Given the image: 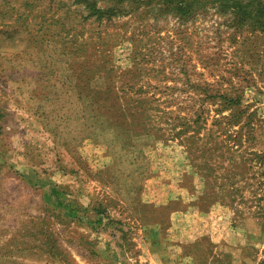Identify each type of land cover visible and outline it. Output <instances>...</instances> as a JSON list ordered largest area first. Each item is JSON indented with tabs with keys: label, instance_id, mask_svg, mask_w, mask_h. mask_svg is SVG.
Listing matches in <instances>:
<instances>
[{
	"label": "rangeland",
	"instance_id": "rangeland-1",
	"mask_svg": "<svg viewBox=\"0 0 264 264\" xmlns=\"http://www.w3.org/2000/svg\"><path fill=\"white\" fill-rule=\"evenodd\" d=\"M165 1L0 0V264H264V0Z\"/></svg>",
	"mask_w": 264,
	"mask_h": 264
},
{
	"label": "crops",
	"instance_id": "crops-1",
	"mask_svg": "<svg viewBox=\"0 0 264 264\" xmlns=\"http://www.w3.org/2000/svg\"><path fill=\"white\" fill-rule=\"evenodd\" d=\"M41 88H31L29 91H30V93H32L33 95V97L35 96V94L37 93V91H39ZM17 91V90H16ZM39 98H41V96H39ZM42 99V98H41ZM38 101V103L37 102H35V103H32V102H28L27 103V106L28 107H30V108H32V107H34L33 108V110H35V108H37V106L38 105H40V106H42V104L44 103V104H47V103H45L46 101L44 100V101H41L40 99H38L37 100ZM50 103L49 104H52L51 105V107H54V109H56V106H57V104H58V102L57 101H49ZM68 103L67 102H64L63 103V105H61L62 107L64 106V107H68ZM60 106V107H61ZM29 112V111H28ZM27 116H28V119L30 120V119H32L34 122H36L35 121V119H36V116L37 117H39L40 118V112L39 113H37L36 111L35 112H33L32 114H30V113H27L26 114ZM78 118L80 117V113L78 114V116H77ZM57 119V116H56V118H55V120H54V124H56V127H55V131H54V136H53V138H54V142L55 143H57V141L59 140V139H61V137L59 138V134H60V132L58 131V125H59V123H58V121L56 120ZM37 123V122H36ZM9 133L11 134V136H13V138H14V136L15 135H21V137H23L24 136V134L26 133V131H23V130H18V128H12V129H9ZM3 139L6 141V147H5V149H7V153L10 155V152H12V153H14V151L15 150H18V148H14V146L12 145V140H10L9 138H8V136H6L5 134H4V136H3ZM25 142H21V144H20V147L23 145V144H25L26 143V140H24ZM26 147V146H25ZM64 161H63V158H61L60 156L58 157L57 156V158L55 159V163H54V165H55V167H54V169H55V173L57 174L59 171H61V170H63V168H60V165H62V167H64L65 165H64ZM64 165V166H63ZM52 187H56V186H52Z\"/></svg>",
	"mask_w": 264,
	"mask_h": 264
},
{
	"label": "trees",
	"instance_id": "trees-1",
	"mask_svg": "<svg viewBox=\"0 0 264 264\" xmlns=\"http://www.w3.org/2000/svg\"><path fill=\"white\" fill-rule=\"evenodd\" d=\"M202 0H191V2H189V0H166V8L169 10H174L175 12H177L180 15H186L187 9L191 7V5L193 3H195L196 5L198 4V2H200ZM210 2H213V4H215L218 7H229V6H235V8H237L236 10H239L241 7V2H230V0H208ZM164 2V3H165ZM171 5L173 6L171 8ZM204 5V2H203ZM198 6H196L194 9L196 10ZM190 12V11H189ZM55 191V190H54Z\"/></svg>",
	"mask_w": 264,
	"mask_h": 264
}]
</instances>
